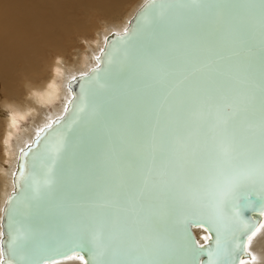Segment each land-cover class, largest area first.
Instances as JSON below:
<instances>
[{
	"label": "snow or ice",
	"instance_id": "obj_1",
	"mask_svg": "<svg viewBox=\"0 0 264 264\" xmlns=\"http://www.w3.org/2000/svg\"><path fill=\"white\" fill-rule=\"evenodd\" d=\"M108 63L156 86L150 107L105 125L103 147L71 177L82 187L60 197L69 136L86 112L100 117L103 102L89 111L85 92L69 125L55 122L34 156L39 171L22 163L14 174L21 195L7 201L0 264H48L53 248L86 252L88 264H199L180 236L188 214L206 216L216 233L212 246L195 249L207 264H237L238 255L252 264L249 246L264 227L246 216H264V0H146ZM98 72L92 80L103 88ZM43 202L65 219L39 241L12 212L27 219Z\"/></svg>",
	"mask_w": 264,
	"mask_h": 264
},
{
	"label": "bare ground",
	"instance_id": "obj_2",
	"mask_svg": "<svg viewBox=\"0 0 264 264\" xmlns=\"http://www.w3.org/2000/svg\"><path fill=\"white\" fill-rule=\"evenodd\" d=\"M144 1L0 0V249L3 206L20 152L63 113L70 82L98 64L109 34L122 32ZM251 216L264 223V216ZM193 232L198 243L209 237L201 226ZM249 251L257 257L252 264H264V227ZM77 256L48 264H84Z\"/></svg>",
	"mask_w": 264,
	"mask_h": 264
},
{
	"label": "water",
	"instance_id": "obj_3",
	"mask_svg": "<svg viewBox=\"0 0 264 264\" xmlns=\"http://www.w3.org/2000/svg\"><path fill=\"white\" fill-rule=\"evenodd\" d=\"M146 0L134 11L132 16L127 22L125 29L135 31L138 26V16L141 13ZM125 29L120 33H111L106 39V42L98 55V64L90 68L86 73L77 76L70 82L72 95L65 106L63 113L55 118L52 122L42 128L38 134L33 138L31 144L27 145L21 152L18 160V167L15 174L19 173V168L22 163L25 164V171L32 172L33 166L36 165V170L39 171V159H34L42 153L44 144L49 140L52 131L57 129L56 121L61 122L60 127H65L73 120L74 114L81 106V97L87 92L89 101V111L93 101L103 102V112L100 117L89 118L86 112L83 116L82 122L76 125L74 130L69 136V148L65 153L60 165L58 166V184L56 186V195L60 197L65 193L75 192L80 187L79 184H73L72 175L76 174L83 166L89 162L95 152L103 147L105 140V125H111L114 121H119L121 118H126L129 121L137 120L143 115L150 107L152 97L156 90L155 85H147L145 81L140 78H126L122 75L115 64H109L110 54H114L116 49L120 47V36L124 33ZM99 69L98 75L100 83L104 85L103 88L99 87L96 82L92 80L93 74ZM51 126V131L49 127ZM39 138V146L34 142ZM28 153L24 156L23 153ZM17 176L14 175V189L7 197L2 211V249L6 248L9 231V213L6 211L8 208V198L12 195L19 197L21 195L18 185L16 183ZM15 206H13V209ZM252 212L246 210V216L252 217L256 221L254 227L259 226V220L255 216H251ZM259 215V213H255ZM12 215L14 219H20L21 223L31 227L36 233V238L39 241L46 240L49 236L56 233L63 226L65 217L61 211L53 208L47 202L41 203L38 207L34 208L27 219L17 217L15 210ZM17 225L12 224L13 229ZM194 226H201L207 230L209 237L206 242L198 243L196 236L193 232ZM180 236L182 242L187 246L189 256L196 255L199 264H207L206 252L200 254L196 253L195 249L201 246L204 249L212 246L216 239V233L211 230V225L206 216L199 214H188L184 216L180 224ZM246 239V237H242ZM63 248H53L47 253L48 263L68 258L74 254L83 256V263L88 264L89 257L86 252H67L65 255H60ZM246 255H238L237 264L242 257Z\"/></svg>",
	"mask_w": 264,
	"mask_h": 264
},
{
	"label": "rangeland",
	"instance_id": "obj_4",
	"mask_svg": "<svg viewBox=\"0 0 264 264\" xmlns=\"http://www.w3.org/2000/svg\"><path fill=\"white\" fill-rule=\"evenodd\" d=\"M52 57H53V56H51V55H49V54L47 53L46 58H47L49 61H51ZM48 63H49V62H48ZM29 119H30V118H28V119L25 120L24 122H27Z\"/></svg>",
	"mask_w": 264,
	"mask_h": 264
}]
</instances>
